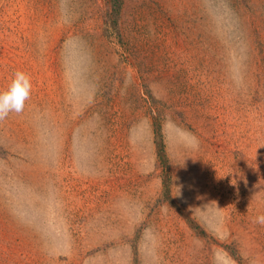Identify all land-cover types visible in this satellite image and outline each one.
<instances>
[{
	"label": "rangeland",
	"instance_id": "374dc122",
	"mask_svg": "<svg viewBox=\"0 0 264 264\" xmlns=\"http://www.w3.org/2000/svg\"><path fill=\"white\" fill-rule=\"evenodd\" d=\"M121 1L0 0V264H264V0Z\"/></svg>",
	"mask_w": 264,
	"mask_h": 264
},
{
	"label": "clouds",
	"instance_id": "9594fccd",
	"mask_svg": "<svg viewBox=\"0 0 264 264\" xmlns=\"http://www.w3.org/2000/svg\"><path fill=\"white\" fill-rule=\"evenodd\" d=\"M30 75L23 71H16L7 88L0 90V121L6 120L10 114L23 113L32 92ZM254 223L264 225V214L258 215Z\"/></svg>",
	"mask_w": 264,
	"mask_h": 264
},
{
	"label": "trees",
	"instance_id": "16d2710c",
	"mask_svg": "<svg viewBox=\"0 0 264 264\" xmlns=\"http://www.w3.org/2000/svg\"><path fill=\"white\" fill-rule=\"evenodd\" d=\"M121 6H122V1L121 0H114V12L115 13L120 12ZM155 134H156V144H157L158 156H159L160 161L162 162V164H164V166L167 167L168 159H167V154H166V151H165V144H164V138H163V133H162V127H161V124H160L158 119H156V123H155ZM165 188H166V192H168L169 184H168L167 177H166V180H165ZM190 222H191V224H192V226L194 228H196L197 230L200 229L201 232L203 234H205L204 233L205 231L202 230L201 227L194 220H191ZM230 252L236 259H238V261L241 262V258L239 257L238 254H236V252L234 250H232Z\"/></svg>",
	"mask_w": 264,
	"mask_h": 264
},
{
	"label": "bare ground",
	"instance_id": "6f19581e",
	"mask_svg": "<svg viewBox=\"0 0 264 264\" xmlns=\"http://www.w3.org/2000/svg\"><path fill=\"white\" fill-rule=\"evenodd\" d=\"M43 10V9H42ZM48 18V17H47ZM50 23H52V21H50ZM40 43H42V42H40ZM52 49V48H51ZM53 71V70H52ZM82 132V131H81ZM76 135H74V137H75ZM84 140H85V142H84V144H85V150L86 149H89L88 147H90L91 146V149L94 147V143H95V141H90V140H88V139H86V138H83ZM90 142H92V145L90 144ZM23 181V180H22ZM1 202H4V200H0V203ZM32 205L30 204V207H31ZM33 207V206H32ZM31 207V208H32ZM4 212V213H3ZM7 217H8V215H7V211L5 210V211H0V222L4 225V226H9L8 225V223L6 222V219H7ZM13 222V221H12ZM10 223V222H9ZM13 225L15 226L14 228L16 229L17 228V226H16V224L13 222ZM96 227V226H95ZM18 229V228H17Z\"/></svg>",
	"mask_w": 264,
	"mask_h": 264
}]
</instances>
